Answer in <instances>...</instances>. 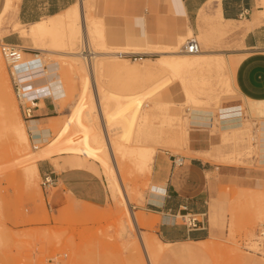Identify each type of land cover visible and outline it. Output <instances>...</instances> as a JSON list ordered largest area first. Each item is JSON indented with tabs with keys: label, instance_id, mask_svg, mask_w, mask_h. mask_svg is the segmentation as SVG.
<instances>
[{
	"label": "rangeland",
	"instance_id": "rangeland-1",
	"mask_svg": "<svg viewBox=\"0 0 264 264\" xmlns=\"http://www.w3.org/2000/svg\"><path fill=\"white\" fill-rule=\"evenodd\" d=\"M4 1L0 0V10ZM103 3L96 10L92 9L91 14L96 17V21H99L100 18L104 23L108 30V43L111 46L117 49L120 47L122 50L154 51V47L139 48L117 40L121 28L119 19L106 17ZM205 12L210 13L209 8H206ZM5 23L4 25H6ZM151 32L155 40L167 49H172V43L177 41L176 36H173L164 25L163 27L162 25L155 26ZM231 33L228 31L225 34H220L209 27L208 30L203 29L200 34L195 35L201 43V50L204 51L205 49L228 46L227 43H223V39L232 37ZM9 34L18 38L20 46H26L23 60L28 65L24 67L25 69L37 65L43 66L44 62L54 59L64 63L62 60L65 58L59 54L30 48L33 43L29 37H23L19 32ZM5 35L0 37V41L6 40ZM191 36L194 35L186 34L179 41L180 50H182L183 42ZM81 40L76 48L78 51L82 46ZM33 51L40 53V56H34ZM158 55L159 53L149 52L144 57L153 59ZM222 55L226 60L225 66L196 69L194 78L190 81L185 80L190 86H194L197 96L206 97L207 100L198 106L215 113L214 125L211 130L213 133L219 132L221 138L220 142L211 146L209 151L199 153V155L211 160L217 166H236L246 169L248 181H241L242 178L238 174L222 172L221 169H216L212 174H209L212 196L210 201L212 233L203 242L190 243L193 247L201 246L203 248L200 255L191 257L164 256L163 252L168 244H158V236L155 233L156 226L150 228L138 225L137 228L133 223L131 217L133 212L145 218L150 217L138 206L142 203L146 192L154 188V185L150 182L152 166L141 169L128 154L117 156L118 165L121 168V178L129 197L128 203L124 200L125 191L121 187H119L118 199L110 198L108 195L105 203L93 204L70 197L59 187H42L40 173L35 177L34 182L28 183L25 175L28 161L23 157L28 155L25 152H36L37 149L33 147V138L28 130L26 119L20 112L9 68L2 55L4 70L0 72V98L10 95L14 99L19 110L18 114L26 124L30 144L28 149L17 152L12 146L9 135L0 134V264H129V260L136 255H141L143 264H148L140 244L138 246L136 244L139 231H142L146 241L150 240L155 244V251H150V264H252L251 260L254 259H258L264 264V256L245 250L241 243L243 239L253 238L260 224L264 225V162L261 161L257 142L260 136V119L251 114L249 109L250 105L257 102L250 103L249 100V106L246 107L248 100L240 98L234 89L233 59L223 53ZM38 60L41 61L36 64L35 62ZM43 60L46 61L42 62ZM125 60L130 65L142 61L129 58ZM81 61L84 68L75 70H70L66 64H62L64 65L62 76L64 74V79L68 76V80H64V84L68 88V95L59 102L56 101V116L48 118L40 125L42 128L50 129L52 133L50 139H53L48 145L51 147L50 156L45 159H50L58 169L63 168L65 164H71L72 159L86 157L80 153L78 155L69 153L66 148L67 143L59 142L63 145H58V141L54 139L58 137V139H62L63 136V139L65 137V139H70V142L76 147H83L79 128L74 123V104L75 100L77 101L81 96V78L89 73L88 68L85 67L84 59L81 58ZM104 62L110 65L105 64V67L102 70H96L95 74L103 88H109H106L105 92L110 89L117 93L138 92L147 90L153 83L166 79L165 85L157 97L152 99L148 94H145L140 100V105L133 109L138 117H143L140 119V139L143 144L153 146L156 153L157 150H164L174 155L191 156L188 142L192 125H188L186 119L191 110L197 106L190 98H187L182 87L184 78L188 75L177 74L167 68L166 70L160 69L139 74L135 80L134 75L132 78V74L126 75L119 71L112 61ZM111 79L112 81H110ZM227 81L231 82L230 86H227ZM38 82L43 84L45 80L40 79ZM174 84H178L181 89L176 97L173 96L170 89ZM42 87L44 85L37 88ZM91 93L90 90L78 101L90 109V113L88 110L84 113L87 124L93 122L92 126L95 127V130L103 133L99 117L96 120H89L90 117H97L96 110L91 112ZM229 102H236L244 107V127L240 132L223 135L222 130L218 127L220 111L218 109L221 106L227 107ZM259 105L262 104L259 103ZM103 114L104 116L106 114L105 108ZM145 115L147 118H144ZM122 132V128L117 124H114L110 129L112 138ZM62 133L63 135H61ZM75 135L79 139L75 138ZM135 136L136 134H134ZM43 138L45 136L42 137V140ZM224 152L230 153L225 156L221 155ZM62 155H67L70 158L64 165ZM61 159L62 162H60ZM86 159L89 158L86 157ZM89 160L97 164L98 168L102 165L99 158ZM178 221L182 222L181 216L178 217Z\"/></svg>",
	"mask_w": 264,
	"mask_h": 264
},
{
	"label": "crops",
	"instance_id": "crops-1",
	"mask_svg": "<svg viewBox=\"0 0 264 264\" xmlns=\"http://www.w3.org/2000/svg\"><path fill=\"white\" fill-rule=\"evenodd\" d=\"M76 1L20 0L17 14L22 24H29L57 14ZM102 3L106 17L119 19L121 28H118L120 35L117 40L139 48L147 46L146 44L160 43L155 40L151 32L158 25L162 27L164 25L177 38L178 34L186 35L190 27L196 36L203 29L208 30L216 23H222L221 31L217 33L232 32V37L223 39V43H227L228 46L204 51H218L232 57L234 89L240 98L248 100L246 107L249 106V100L250 103L253 100H264V0H98L96 3L98 5L95 7L98 8ZM206 8H209L210 13L205 12ZM5 38L7 41L19 43L18 38L13 34H6ZM36 85L43 86L39 83ZM170 89L176 97L180 86L174 84ZM221 107L224 112L221 114L218 110L220 130H224V127L226 128L231 122L244 123V107L239 103L229 102L227 107ZM56 111L55 100L49 97L41 98L35 109L36 116L31 119L34 123L30 124V120H26L29 125L28 130L37 129L43 121L56 116ZM208 113L206 124L195 123L192 124L195 126L190 128L188 147L191 156L174 155L168 151L157 150L150 175V182L154 188L146 192L142 203L138 206L140 210L150 215L151 219L157 217L155 233L163 245L168 244L163 252L164 256L191 257L202 253L201 246L193 247L190 243L203 242L212 233L209 174L221 169L222 172L238 174L242 178L241 181H248L246 169L236 166H217L211 160L199 155L209 151L211 146L218 144L221 139L219 132L213 133L211 130L215 113L213 111ZM229 113L231 117L228 116ZM36 131L37 137L31 135L33 140L42 138L40 131L38 129ZM261 140L264 142V134L259 136L258 142ZM259 146L261 161L264 162ZM229 153L224 152L221 155L225 156ZM62 156L63 162L62 159L60 162L64 165L70 158L67 155ZM178 157L183 158L180 165L174 162ZM38 167L41 176L53 172L56 183L52 187H59L70 197L93 204H103L108 198L105 179L98 174L99 171L96 169L98 165L90 160L72 159L71 164H65L63 168L58 169L50 159H41L38 161ZM187 212L199 217L201 222L197 227L189 228L183 221H178V217ZM203 213L207 215L203 216ZM150 217L144 218H149L150 221ZM251 261L252 264H262L258 259Z\"/></svg>",
	"mask_w": 264,
	"mask_h": 264
},
{
	"label": "bare ground",
	"instance_id": "bare-ground-1",
	"mask_svg": "<svg viewBox=\"0 0 264 264\" xmlns=\"http://www.w3.org/2000/svg\"><path fill=\"white\" fill-rule=\"evenodd\" d=\"M19 2L20 0H5L4 5L0 11V37H2L3 34L19 32L21 36L29 37L32 40L33 46H31L30 48H34L40 51L53 52L65 58L62 60V62L64 63H61L59 60L55 59L46 63L44 62L46 60H43V73L40 77L35 79L37 80L35 81L36 83H39L38 80L40 79L45 80V83L39 84L44 85V88H47L49 92H51V95H53L55 102H59L61 99L65 98L68 95V88H66V85L64 84V80H68V76L65 79L64 74L62 76V73H64V65L62 64H66L70 70L84 68V64H82L81 61V58H83L85 62V67L89 70V73L87 75L82 76L81 78L82 88L80 92V98L82 99L91 90V112L96 110L97 117H90L89 120H96L99 117V119L101 120L103 133L97 132L95 130V127L92 126L93 122L87 124V122L85 121L84 113L87 110L90 113V109H88L87 105H83L80 101H78L80 100L79 98L77 99V101L75 100L74 104V123L79 128L83 147H76L70 142V139H65L66 137L63 139V136L62 139H58L59 137L54 139L58 141V145H63L59 144V142H63L65 144L67 143L66 148L68 149L69 153H74L77 155L80 153V155L83 154L89 159L99 158L101 160L102 165L96 169L106 181V185L109 190V197L113 199H118L120 195L119 187H121V189L125 191L124 200L128 203L129 197L126 192L124 182L121 178V168L118 165L117 156H119V154H122L124 156L125 154L130 155L133 158L134 163L141 169L153 166L156 149L151 145H146L142 143L140 139V119L143 117H138V115L135 114L133 109L137 108V106L140 105V100L143 99V96H145V94H148L149 97H152V99L153 97H157V95L163 89L166 79L157 81L153 83L149 87V89L147 88V90L144 89L138 92L128 91L127 93H117L111 91L112 89H110V91L105 92V89L108 87L104 89L103 85L99 82V79H96V70H102L103 67H105V64H109L104 61L110 60L119 71H122L126 75L132 74V78L134 75L135 80L138 78L139 74L142 75L148 71L152 72L158 71L160 69L166 70L167 68L175 71L177 74L185 73L188 76L184 78L182 87L185 91V95L187 96V98H190L197 106L191 110V113L186 119V122L188 125H192L195 123L206 124L208 122V115L206 114L211 111L200 108L201 106L199 107L198 105H200L203 101L207 99L204 96H197L194 92V86H190V84H188V82H185V80L187 79V81H190V79H193V75L196 69L198 70L208 67L220 68L225 66V57L222 55V53L219 52H205L202 50H199L197 52H189L184 49H182V51L180 50L179 41L184 37V34H178L176 38L177 41L172 43V49H167V47L165 48L161 44H146L147 46H144L145 48L154 47L155 49L153 52L159 53V55L153 59L143 57L141 59L142 61L137 62L134 65H130L125 60L126 57L124 58L120 56V52L140 51L122 50V48L120 47H118L117 49L116 47L111 46L108 43V30L105 28L104 23H102L100 18L99 21H96V17L91 14L92 9L96 10L97 7L95 6L98 5L96 4L98 3V0H78L72 5H70L68 8L57 14L47 16L39 21L31 22L29 24H22L18 17L17 13L19 10ZM98 16H100V14H98ZM103 17L104 16L102 15V18ZM4 23L6 25H4ZM221 27L222 23H216L211 28L216 32H219L221 31ZM187 34L194 35V32L191 27L187 29ZM80 39H82L81 44H83L85 41V50L87 53H84L82 50H80L81 48L79 49V51L76 49L78 47V42L80 41ZM21 46L24 48L26 47L24 45ZM149 52L153 53L148 50L144 51L143 53ZM37 54V57H39L40 53ZM150 61L152 63H149ZM32 68L27 69L26 73H32L34 70ZM3 70L4 62L0 52V72H3ZM32 75L37 76L40 74H31V76ZM98 76L97 78H99ZM110 81H112V79ZM230 85L231 82L227 81V86ZM58 92L60 93L58 94ZM253 102L257 103L250 105L251 107H249V109L251 114L261 118L259 132L262 136V134H264V100H253ZM259 103L262 105L260 106ZM104 108L106 109L105 116L103 114ZM218 110H220L221 114L222 112H224L222 107H219ZM18 111L19 110L17 109L16 103L10 95L3 96V98H0V134L9 135V138H11L12 140V146L17 152H20L22 150L28 149V145L30 144V138L26 124L19 116ZM229 115L230 113L228 114V116ZM144 118H147L146 115L144 116ZM31 123H34V121L30 120V124ZM114 124H117L118 127H121L123 132L117 137L115 136L112 138V136L110 135V129H112V126ZM227 125L228 126L226 128L224 127V130H222L223 135H227L236 131L240 132L243 129L244 123L242 121H237L234 123L231 122V124ZM37 129L40 131L39 134H42V137L45 136V138H43V140L42 138L35 139V142H39V147L37 148V151L25 152L28 155L26 157H23L25 158L24 160L28 161L25 168V175L29 184L34 182L35 177L38 176L40 173L38 167V160L45 159L50 156L49 150L51 149V147H48V145H50L53 140L50 139V134L52 133L49 128H42L39 126ZM37 129H31V131H29L30 134L34 137H37ZM49 131L50 133H48ZM46 133L47 135H45ZM134 134H136L135 137ZM61 135H63V133ZM75 138H78V136H76ZM263 144L264 142L262 140L258 142V145H260L259 149L261 150L262 155L264 156ZM86 157L83 158L86 159ZM119 201L123 203V201ZM131 217L133 218V223L137 228L138 225L141 227H154L158 223V219L156 216H154L153 219H151L150 217L149 221V218L145 219L142 215H136L133 212ZM137 236L138 241L136 244L137 246L138 244H140L141 249L143 251V255L145 256L148 264H150V251H155V244L150 240L146 241V239L142 235V231H139ZM157 242L159 245H163L162 241L158 238ZM129 264H143L142 256L136 255L135 257L131 258L129 260Z\"/></svg>",
	"mask_w": 264,
	"mask_h": 264
},
{
	"label": "built area",
	"instance_id": "built-area-1",
	"mask_svg": "<svg viewBox=\"0 0 264 264\" xmlns=\"http://www.w3.org/2000/svg\"><path fill=\"white\" fill-rule=\"evenodd\" d=\"M86 43L81 46V49L84 53H87ZM182 49L189 52H197L202 49L201 43L196 36H191L187 38V40L183 43ZM0 51L7 63L9 68V75L11 79V83L13 86V90L18 101V106L22 117L26 120H31L35 118V109L38 107V103L41 98L49 97L54 100L53 95L47 88H37L39 86L36 85L35 79L40 77L43 73V66L37 65L33 67L32 73H26L27 68L24 67L27 65L26 61L24 62L25 48L21 47L18 43L10 42L5 39L0 41ZM38 52H32L34 56H37ZM149 53L143 52H120L121 57H126L134 60H141L144 56H147ZM40 60L35 63H39ZM31 74H40L34 76ZM60 92H58L59 94ZM33 147L37 149L39 147L38 143L33 140ZM175 158V157H174ZM175 164H182L183 158L178 157L174 159ZM56 183V176L53 172H47L42 175L41 185L44 188H48ZM206 213H203V216H206ZM182 221L189 227L194 228L197 227L201 222L199 217L194 216L191 213H185L181 215ZM242 247L252 253H255L259 256H264V225L258 227L257 232L253 238L243 239Z\"/></svg>",
	"mask_w": 264,
	"mask_h": 264
}]
</instances>
